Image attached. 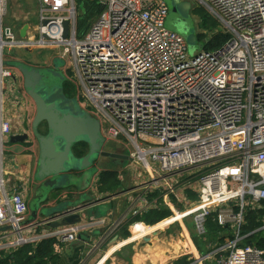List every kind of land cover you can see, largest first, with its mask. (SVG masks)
Segmentation results:
<instances>
[{
    "label": "built area",
    "instance_id": "1",
    "mask_svg": "<svg viewBox=\"0 0 264 264\" xmlns=\"http://www.w3.org/2000/svg\"><path fill=\"white\" fill-rule=\"evenodd\" d=\"M197 1L230 38L219 50L189 58L184 39L166 28L168 7L161 0H102V12L81 38L73 0H36L38 25L25 19L23 39L24 24L4 26L7 1L0 0V229L11 227L0 233V253L46 239L61 247L87 235L93 243L76 264H88L128 221L86 219L83 206L20 227L29 214L27 182L10 186L3 162L5 137L14 135L3 86L16 83V71L2 61L23 60L14 52H25L37 53L40 64L26 58L37 67L69 56L78 87L102 117L105 139L127 142L128 163L140 172L130 216L165 207L170 215L159 223L162 230L176 224L183 229L181 222L192 218L201 239L210 220L223 230L196 264H264V250L245 245L250 234H242L246 211L264 210V0ZM70 216L80 222L50 227ZM138 224L130 227L134 239L144 237L134 236ZM38 229L43 232L33 235ZM179 243L175 258L195 257L190 237Z\"/></svg>",
    "mask_w": 264,
    "mask_h": 264
},
{
    "label": "water",
    "instance_id": "2",
    "mask_svg": "<svg viewBox=\"0 0 264 264\" xmlns=\"http://www.w3.org/2000/svg\"><path fill=\"white\" fill-rule=\"evenodd\" d=\"M161 1L168 7L167 21L171 26L176 23L177 28L180 27L181 18L177 15L175 1ZM63 27V38L66 39L68 22L65 21ZM27 28L28 25L24 24L19 31V38L25 37ZM62 62L64 63L61 58L56 57L51 66L37 67L17 59L2 61L4 67L19 73L23 92L31 99L35 108L30 133L14 134L8 138L10 144L28 143L32 139L37 147L33 175L37 188L28 201L29 214L20 224L22 228L32 226L40 219H49L54 214L63 213L68 208H80L96 202L97 199L83 193L101 172L95 165L99 159H108L115 166L129 161L128 156L106 151L107 140L102 134L99 119L83 110L73 99L64 97L63 85L67 82V77L62 71ZM80 143L85 144L87 150L78 157L73 149ZM54 193L68 194V198L73 197L74 193L77 196L75 200L63 203L64 207L50 210L45 204ZM78 222L80 219L77 216H70L62 219L60 223L50 224V227L56 229ZM9 230L11 227L1 228L0 233ZM98 235L99 232L93 234L95 237ZM78 240L90 242L91 238L79 235ZM114 240L117 237L112 241Z\"/></svg>",
    "mask_w": 264,
    "mask_h": 264
},
{
    "label": "crops",
    "instance_id": "3",
    "mask_svg": "<svg viewBox=\"0 0 264 264\" xmlns=\"http://www.w3.org/2000/svg\"><path fill=\"white\" fill-rule=\"evenodd\" d=\"M14 17L15 19L16 18L18 19L17 21H15L14 19L13 25L19 24L20 22L19 19L22 18L21 14L20 16L14 15ZM25 19H26L25 16H23V20ZM27 21L29 22V20ZM21 24H24V22ZM50 59L51 61L53 60L52 57H50ZM6 85L8 86L6 92L7 94L6 97L8 96V98L6 100L8 101L9 104L8 108L10 109V112H8L6 110V107H4L5 118L8 119L12 124L14 134L24 133L26 130L25 116H27V112L29 113V110H31L30 102H29L30 100L26 96H24L23 93L21 92L19 93L20 90L16 86L18 85L17 80L15 84L12 83L11 81H8ZM7 144H8V147L6 148L7 157L4 156L3 162H5L4 165L5 170L8 173L7 176L8 184L10 186H14L16 182L26 183L30 178L33 177V174L35 172L36 162H37L36 144H34V142L31 141L23 144H10L8 141ZM120 154L125 155L123 153ZM124 165H126L125 168L128 169V172L125 175H123L121 173L125 169L119 172L117 171V178L120 183V189H118V191H115L114 193L102 194L99 191H97L96 182L98 180V177H96V181H95L96 186L94 193L100 196L101 198H98L97 201L94 202L93 204L86 205V207L88 208V209L86 208L87 210L85 212L86 219L101 217L116 221L121 218L128 217L131 206H135L136 208L137 205L136 201L140 193L138 190L139 186L135 185L136 181L134 180V176L137 173L139 175L140 172L134 171L133 168L130 167L128 161L124 163L121 162L119 166L121 168L122 166L124 167ZM119 166H114L112 168H115L117 170ZM125 179H127V185L124 186L123 183ZM73 196L76 198L77 194ZM153 210L157 211V210H166V209L160 206V208H154L149 211H153ZM144 214L145 213H138L131 215L128 221L121 227L122 232L117 233L116 236L117 240L112 241L115 238L114 237L106 244H104L101 252L90 257L91 259L89 260L88 264H136L138 258H141V255L148 259L146 260L148 264H156L155 261L157 258H167L169 254L176 252V249L173 248L175 246L176 248H178V244H180L179 241L183 242L184 239H188L189 237L192 239L195 246V252H194L195 257L192 258L183 257L186 259V262H189L191 264H196V261L198 259L197 257L204 254L206 251L210 249L209 248L210 246H208V242L212 239L210 236L211 235L210 231L207 229V234L205 238L202 239L203 240L202 241L201 238H198L196 234L193 231H190L188 227L185 225L186 220L189 218L185 219L183 221L184 223L181 222V225L184 230L180 229V226L179 225L177 226L176 224L168 228H165L163 230L161 229L160 232L159 231L152 232L146 230L148 234L155 233L153 234V237L151 235H145L142 239L140 238L134 239L131 236L130 227L132 226L133 222H137L136 221L137 218H139ZM138 222H140L144 227L154 226V225H147L141 220ZM125 230L129 233V237L127 238L124 236ZM33 232L34 231H31V233ZM134 236L138 237L139 234L135 233ZM195 236L197 238L199 245L202 244L201 247L204 248L203 251L199 249L198 247L199 245L195 242L194 239ZM90 238H91L90 242L78 240L76 242L63 245L61 247L59 246V248L57 249V255L59 257L58 264H76L79 258H83L85 256L86 251L93 243L92 237ZM215 240L216 237L213 242H215ZM155 244L156 246L160 247V250H158L155 247ZM104 247L106 248L104 249ZM178 259L180 258L171 257L170 260H168L170 262H168L167 264H172ZM204 264H213V260L206 261Z\"/></svg>",
    "mask_w": 264,
    "mask_h": 264
},
{
    "label": "rangeland",
    "instance_id": "4",
    "mask_svg": "<svg viewBox=\"0 0 264 264\" xmlns=\"http://www.w3.org/2000/svg\"><path fill=\"white\" fill-rule=\"evenodd\" d=\"M7 1V8H6V14L5 17L2 19L4 26L6 27L7 25L12 26L13 22H14V15L16 16H22V18L19 19V24L23 23V16H25L26 20H29V24H31L33 26V28H36L38 25V11H39V5L37 4L36 0H6ZM175 2V6L177 9V15L179 18H181L180 21V27L177 28V24L175 23L174 26H171V24L166 21L165 25L166 28H168L169 30H172L174 32H176L179 36H181L184 41L185 44L187 46V54L189 58H193L194 56H196L197 54H199L200 52H202V41L206 42V40H210L212 38V35L214 33H216V31H221V32H225L224 27L222 26V24L220 23V21L216 18V16L211 13L206 7H204L202 4H200L197 0H174ZM73 2L75 3V8H76V16L79 13H82V8H81V4L77 1V0H73ZM18 18L15 19V21H17ZM95 19V18H94ZM94 19L91 21V25L94 22ZM202 19L204 20V22L206 23V27L202 28L201 27V21ZM19 24H15L13 25V27H17ZM199 34H203V36H200V38H197V35ZM206 39V40H205ZM48 52H56L57 50H45ZM37 53H25V52H14V56L23 59L21 60L22 62H25L26 64V58H30L31 60L37 62L38 64H40L41 59L37 60L35 59ZM48 55L45 56L46 59ZM54 59V58H53ZM64 63L62 66V71L64 72V74L67 77V81L69 83V88L68 91L63 90V94L64 97L67 99H73L83 110L89 112L90 114L94 115L96 118H98L99 120H101V116L97 113V111L93 108L92 104L89 102V100L87 99V97L84 95V92L81 88L78 87L79 81L77 79V76L74 72L73 66L70 62V58L69 56H67L66 59H63ZM36 63V64H37ZM52 61L50 59V63H48V65H52L51 64ZM16 80L18 85L17 88L20 90V92L23 91L22 89V79L21 76L19 75L18 72H16ZM7 83V82H6ZM8 86L5 84L3 86V95H4V107H6V110L8 112H10V109L8 108L9 104L8 101L6 100L8 98V96L6 97V92H7ZM30 102V109L29 113L27 112V116H25V125L26 128L30 126V123L32 121V118L34 116L35 113V108L33 106V104ZM8 137H5V144H4V156L7 157V153H6V148L8 147ZM31 142H34L31 139ZM126 141H107L106 145H105V150L106 151H110V152H115V153H123V154H127V150H126ZM35 144V142H34ZM5 165V162H4ZM96 167L98 168L99 172L102 170H108L112 167H114V164L108 160V159H99L96 162ZM120 165V164H119ZM118 165V166H119ZM126 165H124V167L122 166L120 168H117V171H122L123 169H125L121 174L125 175L128 172V169L125 168ZM5 169V166H4ZM8 180V178H6ZM33 177L30 178L27 182L26 185H24V187L27 188V199L29 197V199L31 198V195L35 189V184L33 182ZM93 182L91 183L90 187H88L85 192L83 194H88V196L90 197H94V199H98L101 198L100 196L96 195L94 193L95 191V181L96 178H94V180H92ZM123 185H127V179H125ZM28 186V187H27ZM67 193V192H66ZM77 193H74V195H76ZM60 195V196H58ZM58 195H56L55 193L51 196L49 202L50 205L48 204L47 208H50V210H58L59 208H61L62 206L64 207L63 203L66 202H70L72 200H75V197L73 196L72 198H68V194H66V196L61 193H59ZM67 198V199H66ZM48 202V203H49ZM165 208V207H163ZM130 217V214L128 217H126V220H128ZM118 220L114 221L117 222ZM115 225V224H114ZM185 225L188 227V229L190 231H194V223L192 221V218H189L186 220ZM43 230H37L34 234H39L42 233ZM112 232H122V229L116 227V230L112 231ZM212 238V237H211ZM195 242L199 245L197 238L195 236ZM202 240V239H201ZM203 241V240H202ZM214 241V239L212 238L209 242L208 245L210 243H212ZM163 242V241H162ZM156 246V244H155ZM202 244H200L198 247L201 251L204 250L203 247H201ZM109 247V246H106ZM104 247V249L106 248ZM158 250H160L159 246H156ZM162 247V246H161ZM103 249V251H104ZM108 249V248H107ZM129 250V249H127ZM107 251V250H105ZM138 251V250H137ZM155 254V253H154ZM95 259V258H94ZM139 261H137L136 264H148V262L146 260H148L146 257L141 255V258H138ZM155 260V259H153ZM164 260V258H157L156 259V264H167L170 261H165L162 263V261ZM159 262V263H158ZM213 264L214 261H213Z\"/></svg>",
    "mask_w": 264,
    "mask_h": 264
},
{
    "label": "trees",
    "instance_id": "5",
    "mask_svg": "<svg viewBox=\"0 0 264 264\" xmlns=\"http://www.w3.org/2000/svg\"><path fill=\"white\" fill-rule=\"evenodd\" d=\"M81 4L82 13L77 15L76 20V35L77 38H81L90 28L91 21L102 12L103 5L102 0H77ZM94 19V20H95ZM201 27L205 28L206 23L202 19ZM203 36V34L197 35V38ZM230 36L227 33L216 31L212 35L210 40L206 42L202 41V50L205 52H212L221 49L226 42L229 40ZM69 83L68 81L64 83L63 89L68 91ZM86 145L83 143L77 144L73 151L78 157L86 153ZM124 163V162H123ZM121 164V163H120ZM115 166V165H114ZM97 191L102 194L114 193L120 189V183L117 178V170L115 168L101 171L98 174ZM169 211L167 210H153L145 213L144 215L137 218L136 221H142L147 225H155L169 216ZM264 225V210H250L246 211L245 223L242 226V234H250L245 238V245H253L257 248L264 250V229H261ZM164 224H158L156 226H151V228L144 227L140 224L137 225L135 233L139 236H145L148 234L146 230L159 231L162 229ZM125 229V228H124ZM207 229L211 233V237L215 239L217 233L222 231L223 228L219 227L216 223L208 221ZM124 236L129 237V233L125 230ZM138 236V237H139ZM59 242L55 239H46L35 245H25L21 248L13 251L9 254L0 253V264H58L59 257L57 255V249L59 248ZM156 247V246H155ZM157 248V247H156ZM177 249L176 246L173 248ZM183 251V249H181ZM176 252L169 254L167 258L162 261H168L170 258H175ZM172 264H188L185 258H180L173 262Z\"/></svg>",
    "mask_w": 264,
    "mask_h": 264
},
{
    "label": "flooded vegetation",
    "instance_id": "6",
    "mask_svg": "<svg viewBox=\"0 0 264 264\" xmlns=\"http://www.w3.org/2000/svg\"><path fill=\"white\" fill-rule=\"evenodd\" d=\"M19 93H20V91H19ZM21 93L24 94L23 91H22ZM24 96H26V95L24 94ZM26 97H27V96H26ZM27 98H28V97H27ZM28 99H29V98H28ZM29 100L31 101V99H29ZM31 103L33 104L32 101H31ZM33 106H34V104H33ZM32 119H33V118H32ZM30 129H31V123H30V126L26 128L25 132L29 134V133H30ZM41 132H43V131H41ZM33 175H34V174H33ZM32 180H33V182H34V184H35V189H34L32 195H31V198L33 197V194H34V192H35V190H36V188H37V183L34 181V179H32ZM31 198H30V199H31ZM30 199H29V197H28L27 202H28Z\"/></svg>",
    "mask_w": 264,
    "mask_h": 264
},
{
    "label": "bare ground",
    "instance_id": "7",
    "mask_svg": "<svg viewBox=\"0 0 264 264\" xmlns=\"http://www.w3.org/2000/svg\"><path fill=\"white\" fill-rule=\"evenodd\" d=\"M154 231H156V230H152V232H154ZM137 239V238H136ZM136 259V258H135ZM137 261H139V259L137 260ZM139 263V262H138Z\"/></svg>",
    "mask_w": 264,
    "mask_h": 264
}]
</instances>
